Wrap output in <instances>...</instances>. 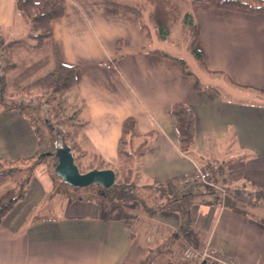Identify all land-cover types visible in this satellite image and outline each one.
<instances>
[{
	"label": "crops",
	"instance_id": "obj_1",
	"mask_svg": "<svg viewBox=\"0 0 264 264\" xmlns=\"http://www.w3.org/2000/svg\"><path fill=\"white\" fill-rule=\"evenodd\" d=\"M62 1L64 15L51 23L53 48L61 64L77 68L81 137L102 162L100 170L113 171L118 165L122 123L132 117L137 136L151 137L140 161L139 182L187 179L220 163L233 185L264 189V102L256 101L264 99V14L242 15L190 2L204 64L201 83L195 75H183L177 62L154 54L157 50L147 46L155 41L145 40L134 16L107 7L104 0ZM26 30L15 0H0V38L10 42ZM118 41L126 44L125 54L107 66L117 54ZM141 47L145 50L138 53ZM19 48L12 50L23 59L12 88L30 84L54 67L50 42L27 55L18 53ZM218 76L227 83L220 89L207 83ZM173 104L193 111L192 157L179 151ZM38 149L33 127L20 111L0 112V162L31 160ZM15 187L13 178L0 179V198ZM52 190L49 175L35 169L25 197L0 225V264L141 263L150 245L144 224L129 226L123 216L82 197L49 198ZM189 216L186 233L180 232L177 214L152 219L161 231L152 242L162 252L155 264L183 263L185 242L197 250L210 245L242 264H264V225L222 204L195 206Z\"/></svg>",
	"mask_w": 264,
	"mask_h": 264
},
{
	"label": "trees",
	"instance_id": "obj_2",
	"mask_svg": "<svg viewBox=\"0 0 264 264\" xmlns=\"http://www.w3.org/2000/svg\"><path fill=\"white\" fill-rule=\"evenodd\" d=\"M125 1L126 0H104V4L109 8H114L134 16L138 20L140 29L147 42L151 41L153 38L150 34V29L153 30L154 37L157 40L164 41L168 38L172 27L178 21L177 15L179 14V6L173 4L171 0H142L152 9L151 14L147 18L148 24H145L142 23L144 16L143 9L138 7V5L131 6ZM179 1L183 4L186 3V0ZM192 1L209 3L218 10L242 15L254 16L264 14V0H191V2ZM15 12L24 21L27 27L28 35L26 37L33 41V49H41L45 42H50L52 44L54 67L44 77L33 81L26 87H21L16 91L9 92V77L11 73L15 72L18 68V65L13 60L12 50L15 45L20 44V40L4 42L0 38V112L18 110L27 118L33 127L39 144V149L35 158L41 159L42 161L40 163L47 161L46 165L50 167L49 176L53 184V190L49 198L58 194L67 196L63 193H58L59 189L63 186H68L54 174L55 167L57 166L55 154L58 150L64 148H68L72 154L71 148L64 142V139H61L58 145L51 134L46 136L44 130L45 123L41 122V119L35 115L38 113L37 110L35 107L27 105L24 101V99L31 98V94L35 91L42 92L48 100L55 99L57 95H69L76 99L79 98L76 84L77 68L61 64L53 48L51 23L63 17V1L15 0ZM182 26L187 36L188 48L191 54L200 63V66L204 67L201 53L196 48L197 27L190 11L184 14ZM125 50L126 44L123 41H118L117 54L112 60L107 62L106 65L112 66L117 60L124 56ZM144 50L145 47H141L138 53H142ZM154 54L177 62L181 67L183 75L194 77V74L188 70L182 59L172 57L160 51H154ZM195 88L196 90L200 89L198 82ZM261 93L264 94V92ZM170 113L175 121L179 151L183 155L192 157L195 134V118L193 111L186 105L173 104L170 107ZM83 125L84 122L79 126L80 131ZM150 140L151 137L139 138L137 136L135 132V121L132 117L125 119L122 123L121 136L117 144L118 165L117 168L113 170L118 180H116L115 184L110 189L104 190L98 187L97 189L99 190H93L87 196H80L82 197L81 199L103 207L109 213L116 212L127 220L126 223L129 226L133 224V226L135 225V227H137L144 224L147 230L150 220L155 219L160 213H173L177 214L181 221L180 232L186 233L189 231V213L193 207L199 206L200 209H206L216 204H222L226 210L236 215L250 218L264 225V218L240 210L235 206L233 201V199H235L236 201L254 207L260 202L264 203V189H258L246 183L239 187L232 186L233 182L229 171L223 164L214 163L213 165L215 166H211V164L206 166V170L212 175L213 187L198 181L188 182L182 178L171 179L163 183L154 181L139 182L141 176L140 161ZM95 158L99 160L97 156H95ZM31 160L0 162V179L9 177L16 181L15 189L0 198V225L13 207L25 197L34 168L39 164L35 163L32 164V166L25 167L24 163ZM137 163H139V167L136 170L135 165ZM19 165H23V168H18ZM107 169L108 167H106L105 170ZM223 188L225 193L222 195V198L219 199L217 190H223ZM147 190L149 191L148 193L146 192ZM142 192L147 193L146 197H148V199L142 197ZM243 196L247 201L242 199ZM75 199L78 198L76 197ZM138 215H144L147 219L143 220L141 217L139 218ZM134 218H137L136 221L139 223H133L132 220ZM156 236H153V238L155 239ZM153 241L152 239L151 242L147 243L150 245L146 246L147 252L140 264H155L154 261L156 257L162 254L159 248H154L152 245ZM168 264L173 263L169 262ZM181 264L185 263L183 262Z\"/></svg>",
	"mask_w": 264,
	"mask_h": 264
},
{
	"label": "rangeland",
	"instance_id": "obj_3",
	"mask_svg": "<svg viewBox=\"0 0 264 264\" xmlns=\"http://www.w3.org/2000/svg\"><path fill=\"white\" fill-rule=\"evenodd\" d=\"M125 2L127 4H130L131 6L138 5V7L142 8L143 14H144L142 23L148 24L147 18L151 14V10H152L149 5L144 3L142 0H126ZM171 2L179 6V14L177 15V18H178L177 23L172 27L170 31V35L164 41L157 40L154 37L153 30L150 29V34L153 37L152 41H155V42L151 45L148 44L147 47L149 49L160 51L172 57L182 59L185 62L188 70L191 71L197 77V79H199L200 82L202 83L203 82L202 67L200 66V63L195 59V57L191 54L188 48L187 36L185 35V30L183 29V26H182V19L184 17V14L187 11H189V4L191 0H186V3L184 4L180 2L179 0H171ZM26 35H28L27 30H26V34H22L21 38L16 39V40H20V44H18L20 45V48H19L20 50L18 51V53L21 52L23 55L24 54L27 55V53L29 54V52L31 51L37 52L38 50H35L32 48L33 41L29 39L28 37H26ZM148 43H150V41ZM13 60L18 65V68L20 67L21 62L23 61V59L22 58L20 59V57L18 58L16 54L15 56H13ZM14 73L15 72L11 73L9 80H8L9 92H13V91H16L18 88H21V87L12 88L10 84ZM224 79L225 78H222L220 76L209 78L207 79V83L211 86L218 87L220 89L221 86L227 85ZM222 81H224L226 84L222 83ZM27 85H24L22 87H26ZM250 100L252 101V98H250ZM24 101L26 102L27 105L31 107H35V109L37 110L38 113H36L35 115L39 119H41V122L45 123L44 130H45L46 136H48V134L49 135L51 134V136H53L55 142L58 145L60 144L61 139H64V142L71 148L72 155L75 159L74 164L76 165L80 173L84 174L92 170H100L98 168L104 167L102 166L101 162L95 158V154L93 153V151L89 149V147L87 146V144L84 142V140L81 137V131H80L79 126L81 125L83 121L82 120L83 116L81 115L82 105L78 99L74 98L73 96H69V95L67 96L57 95L55 99L48 100V98L45 97V95L42 92L35 91L31 94V98L24 99ZM256 101L261 103V102H264V99H262L261 101L260 100H256ZM41 161H42L41 159L35 158L34 160L24 163V166L28 167V166H32V164L39 163L34 168V170L38 168V170H41V172L43 173L46 172L48 175H50V167L46 165L47 161L40 163ZM211 166H215V165L211 164ZM138 167H139V163L135 165V169L137 170ZM18 168H23V165H19ZM116 168L117 166L114 169ZM201 171L209 173V171H207L206 169H202ZM210 177L212 181L211 174H210ZM116 180H118V177ZM232 186L239 187L240 185H232ZM98 187L99 186H90L87 188L73 189L69 186L68 187L63 186L61 189H59L58 193H63L64 195H67L70 198L75 199L76 197L78 198L80 196H87L89 193H91L93 190H96ZM210 187H213V185ZM146 192L148 193L149 191L147 190ZM146 192H142L141 194L143 198L148 199V197H146L147 196ZM217 192L219 194V199L222 198V195H224L225 193L219 190H217ZM60 196L62 195L58 194L56 198H59ZM56 198L53 202L56 201ZM242 199L244 201H247L244 196L242 197ZM233 201L235 203V206H237L240 210L246 213H250L255 216L264 218V203L260 202L258 203V205L252 207V206L246 205V203H243V202L241 203L239 201H236L235 199H233ZM142 219L144 220L143 217ZM136 220L137 218L136 219L134 218L132 220L133 223L135 222L139 223ZM152 221L153 220H150L149 226L147 227L148 230L146 229L147 230V232H145L146 236L149 233L150 234L153 233V236H156L161 232L160 227L154 221L153 222ZM151 227H154V229L150 230L149 228ZM188 243L189 242L184 243L185 246Z\"/></svg>",
	"mask_w": 264,
	"mask_h": 264
},
{
	"label": "water",
	"instance_id": "obj_4",
	"mask_svg": "<svg viewBox=\"0 0 264 264\" xmlns=\"http://www.w3.org/2000/svg\"><path fill=\"white\" fill-rule=\"evenodd\" d=\"M55 157L57 159V166L54 170L55 175L73 189L99 186L104 190H108L116 182V175L110 169L80 173L68 148L58 150Z\"/></svg>",
	"mask_w": 264,
	"mask_h": 264
},
{
	"label": "built area",
	"instance_id": "obj_5",
	"mask_svg": "<svg viewBox=\"0 0 264 264\" xmlns=\"http://www.w3.org/2000/svg\"><path fill=\"white\" fill-rule=\"evenodd\" d=\"M185 181H198L207 186H212L210 174L201 170H197L193 176L185 179ZM218 190L224 192L222 189ZM149 229H154V227ZM152 239L153 233L147 234L146 241L150 242ZM181 259L185 264H242L222 250L213 248L210 245H205L203 249L197 250L192 245L187 244L182 250Z\"/></svg>",
	"mask_w": 264,
	"mask_h": 264
}]
</instances>
